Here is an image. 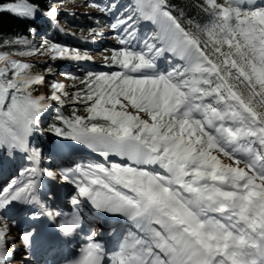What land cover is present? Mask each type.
<instances>
[{
	"label": "snow or ice",
	"instance_id": "snow-or-ice-1",
	"mask_svg": "<svg viewBox=\"0 0 264 264\" xmlns=\"http://www.w3.org/2000/svg\"><path fill=\"white\" fill-rule=\"evenodd\" d=\"M57 2L0 5L33 21L25 35L0 37V148L32 162L0 185V264L15 247L7 214L17 203L59 218L66 236L81 223L78 212L40 200L44 175L75 186L71 205L84 197L121 220L108 232L110 249L93 228L65 264H264V0H88L98 15L82 13L95 26L91 40L79 39L111 37L103 70H89V51L41 34L40 16L55 28L65 13ZM32 56L71 60L82 74L65 72L70 84L48 79L55 69L35 72L22 59ZM53 102L56 120L44 131L100 160L39 166L28 137Z\"/></svg>",
	"mask_w": 264,
	"mask_h": 264
},
{
	"label": "rangeland",
	"instance_id": "rangeland-1",
	"mask_svg": "<svg viewBox=\"0 0 264 264\" xmlns=\"http://www.w3.org/2000/svg\"><path fill=\"white\" fill-rule=\"evenodd\" d=\"M54 6L60 8V9H63L65 13H62L58 18H61L62 21H60V23L64 24L65 23V19H72L74 21H76L77 23H79L80 25H84L85 27V23L87 24V21H91L87 16H84L82 15V13H93L94 16L95 15H98V13H96V10L94 8H91L88 6V0H58L57 3L54 4ZM66 12H75L76 15L75 16H69L66 14ZM102 22H103V19H102ZM62 32H65V33H74V37H77V38H80V37H87L89 38V40H91L92 38L91 37H88L87 36V33L86 34H83L81 32H78L76 31L75 29L71 28L70 26L66 25ZM35 39L37 40H41L42 38L41 37H35ZM89 49L88 50H85V51H89L90 54L92 55V57L94 58V60L96 61V64H94V66H92L91 70H103L101 68V66L99 64H101L103 62V58L105 55H107L108 53L105 52V48L111 46V37L108 36V37H104L103 40H100L99 37H97V41L95 44H90L89 45ZM82 53L84 51H81ZM28 60H31V62L33 64H36L35 62L39 59H42L41 57H36V56H32V57H28L27 58ZM49 67H52L53 69H55V75L54 77H51L49 76L48 79H53L55 78L56 80L62 82V83H65V84H70L69 82V79L64 75L65 72H68V70H64V67L61 66V62L58 60L56 61V63H51L49 62L47 64ZM37 69L36 72L38 73H42V74H45L47 75V72H48V69L47 70H42L40 69L37 65H34ZM76 70H79L78 68H75ZM69 91H71V89L69 88L68 89ZM55 102H53L52 105H54ZM69 142V141H68ZM73 143L71 144H75L76 147H79V144L80 143H77L75 141H72ZM82 145V144H80ZM84 146V145H83ZM8 219V217H7ZM10 220V218H9ZM15 222H18V221H15ZM11 222H8V224H10ZM3 224H4V221H0V227H3ZM11 226V224H10ZM10 231V228H8V233ZM17 232V237H16V241L15 243L17 244V242H23V236L25 233L23 232H18V230L16 231ZM17 246V245H16ZM18 248V251L22 250V249H25L26 252H23L24 255H27L28 256V259L26 260L25 259V263L24 264H32L34 263L33 261V257H31L29 255V248H26V245H18L17 246ZM18 253V252H17ZM18 258V256H17ZM19 259H23V258H19ZM32 262V263H31Z\"/></svg>",
	"mask_w": 264,
	"mask_h": 264
},
{
	"label": "trees",
	"instance_id": "trees-1",
	"mask_svg": "<svg viewBox=\"0 0 264 264\" xmlns=\"http://www.w3.org/2000/svg\"><path fill=\"white\" fill-rule=\"evenodd\" d=\"M16 2V0H0V5L5 4V3H14ZM30 2L32 3H37L40 5V7H46L48 4V0H30ZM181 2H187V0H181ZM33 23V21H30L26 18H22L18 15H13L10 12L7 11H0V37H14V34L16 35H25V30L26 28L31 25ZM73 27H75V29L79 32H86L87 28L85 27H81L80 25L74 23L73 21L69 22ZM89 27V26H88ZM51 34L54 35L55 37V41L59 42V43H66L67 45L71 46V47H77L79 49H84L86 48L87 44H84L83 41L65 35V34H60L57 31H55L53 28L51 30ZM29 39H33V37L31 35L28 36ZM3 43V40L0 39V44ZM0 50H4L2 48H0ZM15 51V50H12ZM26 57H23L22 59L25 62H31L27 59H25ZM37 64V63H36ZM71 65L76 66V63H70ZM41 69H47L48 66L47 64H37ZM36 67L33 64V70L35 71ZM82 73V72H81ZM79 74V73H76ZM54 112H53V116L52 118L49 120L48 124H47V129L49 128L50 125H52L54 123V121L56 120V115H57V106H55L54 108ZM67 114V113H66ZM31 135L33 136V143L35 144V142H38V146L35 147L37 149H39L41 156L44 155V153H46L48 150V146L51 145V143L57 142L58 140L56 139V137L58 136L57 134H55L54 132L51 131H47V134L41 135L36 133L35 129L33 130V132L31 133ZM17 151H13L12 154L15 155ZM7 151L4 148H0V158L2 160H5L7 158Z\"/></svg>",
	"mask_w": 264,
	"mask_h": 264
},
{
	"label": "bare ground",
	"instance_id": "bare-ground-1",
	"mask_svg": "<svg viewBox=\"0 0 264 264\" xmlns=\"http://www.w3.org/2000/svg\"><path fill=\"white\" fill-rule=\"evenodd\" d=\"M58 168H56V169H53V171H58L57 170ZM11 213H14L15 214V212H10L8 215L9 216H15L14 214H11ZM8 219H9V217H8ZM26 218L23 216V218H21V219H19V220H17L18 222H14V227L12 226V224H11V226H10V224H8L9 225V228H10V231H9V235H11V236H17L18 234H17V228H16V226L18 225V224H20L21 223V221H23V220H25ZM23 233H30V232H23ZM24 234V235H25ZM35 240V236H33V235H31V237H30V241H29V243L26 245L25 243H24V241L23 242H17V244L15 243V246L17 245H26V248H29V255H31V257H34V258H36V256L32 253V251H31V242L32 241H34ZM11 246V245H10ZM17 246H16V248H17ZM26 253H27V251H25ZM15 253H17L16 252V250L14 251V253L13 254H15ZM27 257V259H28V256L27 255H24V256H22L21 258H26ZM14 259H16V261H19L20 259L19 258H14ZM12 263V262H11ZM10 263V264H11ZM39 263V261L37 262V264ZM12 264H15V263H12Z\"/></svg>",
	"mask_w": 264,
	"mask_h": 264
}]
</instances>
